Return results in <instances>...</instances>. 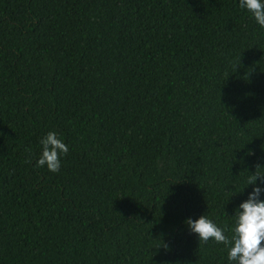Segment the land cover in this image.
<instances>
[{"label": "trees", "instance_id": "16d2710c", "mask_svg": "<svg viewBox=\"0 0 264 264\" xmlns=\"http://www.w3.org/2000/svg\"><path fill=\"white\" fill-rule=\"evenodd\" d=\"M257 165L264 27L239 0H0V264H230L185 221L230 236Z\"/></svg>", "mask_w": 264, "mask_h": 264}, {"label": "clouds", "instance_id": "9594fccd", "mask_svg": "<svg viewBox=\"0 0 264 264\" xmlns=\"http://www.w3.org/2000/svg\"><path fill=\"white\" fill-rule=\"evenodd\" d=\"M241 8L246 9L254 20L264 27V0H239ZM41 154L36 160L37 168L46 166L53 173H58L61 168V156L68 153V145L63 142L54 131H49L40 141ZM31 154V149H26ZM26 163H32L31 155L26 158ZM245 181V187L256 185L259 178L264 183V172L257 169ZM243 191V190H242ZM240 191V192H242ZM264 188L253 187L248 198L243 201L235 212L234 224L227 231L206 215L198 219L188 218L187 224L190 232L195 233L199 242L207 243L214 240L227 248V258L230 264H264V199H260Z\"/></svg>", "mask_w": 264, "mask_h": 264}]
</instances>
